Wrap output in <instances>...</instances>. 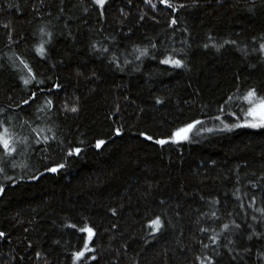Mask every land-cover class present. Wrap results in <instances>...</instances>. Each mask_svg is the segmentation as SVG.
Segmentation results:
<instances>
[{
  "label": "trees",
  "instance_id": "16d2710c",
  "mask_svg": "<svg viewBox=\"0 0 264 264\" xmlns=\"http://www.w3.org/2000/svg\"><path fill=\"white\" fill-rule=\"evenodd\" d=\"M261 44L264 0H0V264H264Z\"/></svg>",
  "mask_w": 264,
  "mask_h": 264
},
{
  "label": "snow or ice",
  "instance_id": "6c2138e0",
  "mask_svg": "<svg viewBox=\"0 0 264 264\" xmlns=\"http://www.w3.org/2000/svg\"><path fill=\"white\" fill-rule=\"evenodd\" d=\"M95 2L97 4H99L100 6H103L104 4V0H95ZM169 7H171V4L168 5ZM173 23H175V21H173ZM260 50L264 51V44L260 45ZM38 53L43 54L44 53V48L43 46H41L40 48L37 49ZM104 51H107V49H104ZM146 50L145 51H141L140 52V56H144L146 55ZM139 58V57H137ZM163 64H170L173 67L176 68H182L184 67L183 63L181 62V60L179 59H174L171 57L165 58L164 60L160 61ZM21 63H23V61H21ZM26 68L28 67L26 64L24 65ZM29 81L25 80L24 83L27 84ZM33 95H35L33 93ZM229 99H231V97H229ZM243 100L244 102L247 103L248 107L246 109H241V112L243 114V117L245 118V122L243 124H233L232 126H228L225 125L224 129L222 130H227V131H232L233 128H237V127H247V128H264V96H258L257 92L255 89H249L248 92L243 95ZM158 103L160 101H157ZM25 103H28V101H25ZM51 101H48L47 104L48 106H51ZM71 111L75 112L76 108H72ZM250 118V120H249ZM217 119H219V117H217ZM202 123L201 121L197 120L193 123H189L187 125H185L182 128L177 129L175 132L171 133V142L172 143H176L180 140H187L188 139V134L192 131V129L197 125ZM0 148H3L4 150V154L6 156H11L13 153L16 152V141L14 139L13 133L9 131V129L7 127H4L3 122H0ZM35 131V130H33ZM117 134H119V130H117ZM147 139L151 140L152 137H147ZM22 143L24 141H21ZM169 140H165V139H157L155 141L156 144L159 145H164L166 143H168ZM105 143V141L103 140H98L96 142L95 147L96 148H100L101 145H103ZM80 149L79 148H75L71 151H69L67 153L68 156H72L73 154L75 155H79L80 153ZM64 164L61 163L59 164L57 167H51L48 169V171L50 172H57L59 169L64 168ZM0 171H2V169H0ZM160 219L157 218L155 220L152 221V225L159 229L160 227ZM224 227L227 229L228 225H224ZM237 227H239L237 225ZM81 231H86L89 233V235L92 234V230L90 228H84L81 229ZM0 236H3V233H0ZM85 247H87V245H85ZM77 258L81 257L84 255L83 252H79L76 254Z\"/></svg>",
  "mask_w": 264,
  "mask_h": 264
},
{
  "label": "rangeland",
  "instance_id": "374dc122",
  "mask_svg": "<svg viewBox=\"0 0 264 264\" xmlns=\"http://www.w3.org/2000/svg\"><path fill=\"white\" fill-rule=\"evenodd\" d=\"M249 120H250V118H249ZM92 236V235H91Z\"/></svg>",
  "mask_w": 264,
  "mask_h": 264
}]
</instances>
